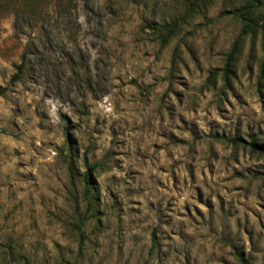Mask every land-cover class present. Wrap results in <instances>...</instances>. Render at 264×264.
<instances>
[{
  "label": "rangeland",
  "instance_id": "374dc122",
  "mask_svg": "<svg viewBox=\"0 0 264 264\" xmlns=\"http://www.w3.org/2000/svg\"><path fill=\"white\" fill-rule=\"evenodd\" d=\"M69 1L0 0V264H264V157L229 141L264 146L260 29L224 76L242 1Z\"/></svg>",
  "mask_w": 264,
  "mask_h": 264
},
{
  "label": "trees",
  "instance_id": "16d2710c",
  "mask_svg": "<svg viewBox=\"0 0 264 264\" xmlns=\"http://www.w3.org/2000/svg\"><path fill=\"white\" fill-rule=\"evenodd\" d=\"M72 0L69 1L71 3ZM242 1V6L236 10L235 16L239 19L241 23V33L238 37V39L234 42L232 50L228 56L227 59V64L224 68V76L225 78H229V74L231 73V63L234 61L236 54L240 52V42L244 37H247V35H251L254 37L257 33V31L260 29L261 33L263 34L264 37V18H262L259 14H257V11L261 8V5L263 3V0H241ZM57 6L60 9H63L62 7V0H56ZM180 26V21H173L170 26L165 28L164 30H157L158 34H161L162 36V41L163 43H168L171 38L175 35L177 29ZM264 43V42H263ZM263 51H264V44H263ZM16 72L13 74L10 78V85H16L22 82L24 79L25 73L27 71V60H26V55L23 56L22 61L20 64L15 66ZM215 71L212 73L209 77V81L214 80L215 76L217 75ZM92 82V79H91ZM90 82V85H91ZM229 83V80L226 79V84ZM6 88L0 87V97L3 96L6 93ZM70 127L66 126V132H67V137L69 134ZM234 146H239L244 149H249L251 153H255L258 155H261L264 157V146L251 141V142H246L243 141L239 138H231L229 140ZM95 168H98L100 166V163H95L93 165ZM83 182H84V200L87 203V206H91V198L90 193H92L91 186H90V178H89V173L88 170L84 172L83 174ZM8 251L4 252V255L7 257H13L15 256V252L12 248V245L8 246ZM239 261L241 264H250L249 261L244 258L243 256L239 255Z\"/></svg>",
  "mask_w": 264,
  "mask_h": 264
}]
</instances>
